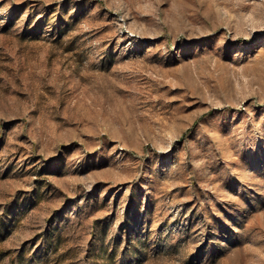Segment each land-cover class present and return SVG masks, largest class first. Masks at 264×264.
Masks as SVG:
<instances>
[{
  "label": "rangeland",
  "instance_id": "1",
  "mask_svg": "<svg viewBox=\"0 0 264 264\" xmlns=\"http://www.w3.org/2000/svg\"><path fill=\"white\" fill-rule=\"evenodd\" d=\"M0 264H264V0H0Z\"/></svg>",
  "mask_w": 264,
  "mask_h": 264
}]
</instances>
